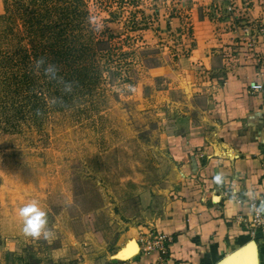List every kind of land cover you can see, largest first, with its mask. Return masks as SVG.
Segmentation results:
<instances>
[{
    "label": "rangeland",
    "instance_id": "rangeland-1",
    "mask_svg": "<svg viewBox=\"0 0 264 264\" xmlns=\"http://www.w3.org/2000/svg\"><path fill=\"white\" fill-rule=\"evenodd\" d=\"M2 2L0 264L119 261L115 255L132 239L128 235L142 217L145 198L163 191L172 173L165 138L195 108L197 91L205 86L200 85L205 72L183 62L190 51L181 52L188 15L181 16L187 25H178L167 38L166 19L177 24L170 18L177 11L182 15L174 0ZM103 27L108 32L98 35L95 28ZM52 43L75 47L80 60L90 58L80 47L94 49L87 62L95 65L96 80L86 87L66 83L65 103L54 94L62 89L63 74L51 76L53 65L41 68L32 54L34 47ZM25 55L28 62L20 60ZM60 69L67 72L64 64ZM31 71L34 90L46 105L35 118L26 107L22 119L15 112L18 106L21 111L18 102L26 104L25 87L11 92L18 84H8L12 76ZM31 200L47 210L54 240L20 232L16 210Z\"/></svg>",
    "mask_w": 264,
    "mask_h": 264
},
{
    "label": "crops",
    "instance_id": "crops-1",
    "mask_svg": "<svg viewBox=\"0 0 264 264\" xmlns=\"http://www.w3.org/2000/svg\"><path fill=\"white\" fill-rule=\"evenodd\" d=\"M230 3L249 13L248 33L228 29L215 15V6ZM187 6L180 9L191 30L190 39L183 38L181 52L190 48L183 62L205 72V86L165 138L172 166L165 189L145 198L132 239L120 248L132 241L139 250L108 264H251L250 245L255 264H264V234L249 230L250 201L264 193V0H191ZM208 12L212 20L200 17ZM183 21H177L182 28ZM252 84L262 91L252 92ZM158 234L167 237L164 253L146 246Z\"/></svg>",
    "mask_w": 264,
    "mask_h": 264
},
{
    "label": "trees",
    "instance_id": "trees-1",
    "mask_svg": "<svg viewBox=\"0 0 264 264\" xmlns=\"http://www.w3.org/2000/svg\"><path fill=\"white\" fill-rule=\"evenodd\" d=\"M175 4L179 7L185 6L187 4H191V0H174ZM4 4V2H2ZM232 7V11L229 12L227 11L228 6ZM225 6H222L221 4L215 6V15L218 16L219 19H224L228 23L229 26L228 29L230 30H236V28L239 27V30L242 31L243 27L244 28H249L251 24V19L248 16L247 11H243V9H239L235 4L230 3ZM3 11H4V6H3ZM178 15L174 17V15L170 18L171 20H176L180 21L181 19V14L179 13L180 11H177ZM207 17L209 20H212L213 16L211 15L210 12L206 13L205 15L201 13L200 17ZM163 16H161L162 18ZM168 21V19H166ZM165 21V34L167 35V38H171V36L174 33H177V24H170L169 21ZM189 22V19H188ZM190 28V26H189ZM176 30V31H175ZM95 31H98V35H105L108 32V29L106 27H103L100 31L95 28ZM190 29H189V34L186 35L190 39ZM169 35V36H168ZM184 35H182V39H188ZM104 38H98L97 42H102ZM65 48V49H64ZM64 49V50H63ZM81 51H84L90 58H94V52H92L94 49L93 47L89 45H85L84 47H80ZM32 54L34 58H39V60H42L43 63L41 64V68H45V66L50 63L53 65V67L50 68L51 71V76L55 77L57 75L60 76V74H63V80L64 83L61 86L62 89H58L57 87L54 90V94L57 99L61 98L63 99L64 103L68 100V92L64 91L65 84L68 83V85L72 82H76L75 87H86V85L91 84L96 80L95 73V65L92 63L87 62L90 58H84L80 60V55L74 54L77 49L75 47L72 48H67L65 46L63 47H58L57 43H52L50 46H48L47 49L44 47L39 50L37 48L32 49ZM43 50V51H42ZM42 51V52H41ZM45 51L49 52L48 54H45ZM26 54V53H25ZM50 56L51 59L48 57ZM30 55H25L23 58H21V61L28 62ZM53 57V59H52ZM64 64L65 68H67V72L64 73L63 69H60L62 65ZM55 65V66H54ZM60 69V70H59ZM59 70V71H58ZM55 71V72H54ZM89 72L91 73V76H88ZM39 78V77H38ZM87 80V81H86ZM55 81V80H54ZM15 85L16 83L18 84L16 88H14L11 92L14 90H20V84L25 87L24 91L27 93V95L24 97L27 101L25 102L26 104L23 105L20 102H18L21 105V111L19 106L16 109L15 116H18V114H22V119L24 118L25 112L23 111L26 107H29V111L32 113V116L35 118L38 115L43 113V106L46 105V103H43V101L40 99L37 95V91L35 92L34 88L36 87V82L33 81V73L28 72L27 76L24 73V76H12L8 87L11 85ZM56 83V82H53ZM61 90V91H60ZM7 96H5L6 100ZM13 99V97H12ZM40 99V100H39ZM14 101V100H13ZM17 101V99H16Z\"/></svg>",
    "mask_w": 264,
    "mask_h": 264
},
{
    "label": "clouds",
    "instance_id": "clouds-1",
    "mask_svg": "<svg viewBox=\"0 0 264 264\" xmlns=\"http://www.w3.org/2000/svg\"><path fill=\"white\" fill-rule=\"evenodd\" d=\"M42 63V60L37 61L38 66ZM16 218L20 232L26 238L45 241H52L56 238L54 231L49 226L47 210L39 201L31 200L23 203L16 210Z\"/></svg>",
    "mask_w": 264,
    "mask_h": 264
},
{
    "label": "built area",
    "instance_id": "built-area-1",
    "mask_svg": "<svg viewBox=\"0 0 264 264\" xmlns=\"http://www.w3.org/2000/svg\"><path fill=\"white\" fill-rule=\"evenodd\" d=\"M227 11H232V7L230 5L227 7ZM248 29L243 27L242 32L248 33ZM262 88V85L259 84H252L250 87L252 92H260L262 91ZM263 201L264 193L257 198H252L250 201V206L254 214L253 220L249 225V230L252 234L256 233L257 231L264 234V211L259 209V205L263 203ZM166 239L167 237L164 235H154L153 241L146 243L147 249H158L160 252L164 253L163 243L166 242Z\"/></svg>",
    "mask_w": 264,
    "mask_h": 264
},
{
    "label": "bare ground",
    "instance_id": "bare-ground-1",
    "mask_svg": "<svg viewBox=\"0 0 264 264\" xmlns=\"http://www.w3.org/2000/svg\"><path fill=\"white\" fill-rule=\"evenodd\" d=\"M128 245V246H127ZM126 246L128 247L127 249H125V246L120 250H124L122 253H120L118 255L119 258L124 259L121 261H125L126 259H129L130 257H132L133 255H135L138 251V246L135 243H131V244H127ZM118 258V259H119Z\"/></svg>",
    "mask_w": 264,
    "mask_h": 264
},
{
    "label": "water",
    "instance_id": "water-1",
    "mask_svg": "<svg viewBox=\"0 0 264 264\" xmlns=\"http://www.w3.org/2000/svg\"><path fill=\"white\" fill-rule=\"evenodd\" d=\"M252 244H253V243H252ZM253 248H254V246H253V245H250V246L248 247V252H247V255H248L249 259H250V263H251V264H255V261H256V256H255V253H254V251H253ZM124 250H125V249H124ZM124 250L119 251L115 256L119 255V254L122 253ZM138 250H139V247H138ZM227 263H228V261H225V262H221L220 264H227Z\"/></svg>",
    "mask_w": 264,
    "mask_h": 264
}]
</instances>
